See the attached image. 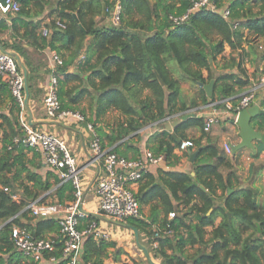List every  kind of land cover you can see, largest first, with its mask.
<instances>
[{
    "label": "trees",
    "instance_id": "trees-1",
    "mask_svg": "<svg viewBox=\"0 0 264 264\" xmlns=\"http://www.w3.org/2000/svg\"><path fill=\"white\" fill-rule=\"evenodd\" d=\"M17 1L18 15L28 14L26 8L30 5L40 12L44 7L50 11L45 29L51 33L44 35L42 31L36 35L39 23H29L32 29L27 36L35 37L32 44L36 49L48 47L62 60L55 70L62 109L79 111L76 105L82 97L89 96L92 105L87 119L94 125L102 147L105 145L96 123L108 111L119 112L124 121L112 133L103 135L112 151L126 159L129 158L119 150L120 141L136 137L144 126L157 125L174 114L199 106L194 100L186 103L182 98L183 80L200 88V104L225 98L234 100L250 83L245 61L257 68L264 61V48H259L263 43L255 42V39L264 41V0H212L216 11L197 10L179 25L172 24L169 17L184 14L195 0H119L120 23L99 26L94 18L98 16L105 21L116 0ZM103 4L106 16L102 15ZM222 8L229 10L232 22L237 24L235 28L221 17ZM5 28L0 19V32ZM88 36L91 40L79 62L82 66L92 64L90 87H63L77 78L67 70ZM0 45L22 58L30 99L35 100L42 93L37 84L43 75L32 67L28 49L1 40ZM226 47L230 50L228 56L224 55ZM62 51L68 52L67 57L60 56ZM210 81L213 86L208 97L201 85ZM0 87L5 89L7 85L0 80ZM11 104L10 117H3L0 122V264H67L61 254L63 241L57 220L32 216L25 207L34 200L65 205L73 200L74 188L71 181H63L56 169L43 162L30 169L22 161L27 151L32 153L29 165L39 154L20 144L13 145V139L22 135V128L20 107L12 97ZM259 117L257 130L264 131V114ZM202 125L203 117L185 118L175 125L173 135L157 133L146 148L162 154L168 165L174 164L179 158L173 150L187 139L185 131L199 127L206 135L208 132L203 131ZM203 135L191 139L196 151L192 162L194 175L160 172L155 183L153 177L144 174L142 180H146L139 182L136 199L140 206L155 199L158 203L152 207L150 221L131 217L124 224L137 230L140 243L157 264H264V204L257 200L258 190L241 186L232 170L230 155L211 141L203 145ZM42 167L44 173L40 172ZM13 193L18 195V202L11 199ZM170 212L175 216L168 219ZM99 220L98 216L87 214L80 218L79 228L91 222L97 224ZM12 227L26 230L33 239L54 238V250L44 255L45 262L33 261L15 248L10 236ZM155 230L160 237L157 247H152ZM110 241L87 236L80 248L78 264H105L108 249L115 246ZM50 256L55 261L46 263ZM123 264L149 262L143 256Z\"/></svg>",
    "mask_w": 264,
    "mask_h": 264
},
{
    "label": "built area",
    "instance_id": "built-area-1",
    "mask_svg": "<svg viewBox=\"0 0 264 264\" xmlns=\"http://www.w3.org/2000/svg\"><path fill=\"white\" fill-rule=\"evenodd\" d=\"M206 9L216 11V5L212 0H195L187 11L179 16H170L169 19L174 25L184 23L191 13ZM20 11V3L17 0H0V19L9 15H14ZM121 6L117 1L110 12L109 22L112 25L120 23ZM221 17L232 22L230 12L227 8H222ZM232 22V27H236ZM43 34L48 35V30L43 29ZM264 48V43L259 45ZM53 63L49 72V83L45 89L43 97V109L45 116L59 123H81L85 125L90 134L88 148L91 152L90 163L99 168L95 181L94 193L97 196V213L108 218L117 224H124L125 220L131 217H141L140 204L135 196V187L138 186L144 174L151 167H158L165 163L162 154H154L149 149L144 148L141 154L134 159H126L118 156L110 148H104L100 144L99 137L94 125L88 121L87 117L79 111L62 109L58 99V78L56 75L57 65L62 64L60 57L52 51ZM0 80L4 81L9 89L12 98L20 107L19 119L22 128V135L13 139L14 144L36 151L40 160L48 167L58 171L59 177L63 180L71 181L74 188L73 200L65 205L56 202L31 201L25 207L32 216L54 217L59 225V235L62 238V257L67 260V264H78L80 248L83 240L93 235L95 238L109 240V233L101 229L95 222L89 223L86 227L79 228L80 218L87 213L83 210L84 187L80 179V168L77 167L74 157L62 139L52 132L37 130L32 128L26 121L24 109V80L22 70L16 62L15 56L8 50L0 51ZM264 85V75L257 84L253 85L241 93L236 99L225 98L212 100L203 106L194 109L202 111L203 131L209 132L211 128L228 119L236 125L238 113L254 104L258 88ZM167 119V118H166ZM12 145L8 146L11 149ZM194 148L191 140L186 139L179 143L177 150L184 151ZM227 155H231L232 149L229 143L223 145ZM2 190L9 192L7 187ZM13 201L18 202L17 194H10ZM175 216L173 212L168 214V219ZM11 239L16 249L23 252L33 261L45 262L44 255L54 250V238L51 236L33 239L29 233L19 227H12ZM160 234L157 230L153 232L152 247H157ZM264 248V245H263ZM55 258L50 256L46 263L54 262ZM90 264V263H88Z\"/></svg>",
    "mask_w": 264,
    "mask_h": 264
},
{
    "label": "crops",
    "instance_id": "crops-1",
    "mask_svg": "<svg viewBox=\"0 0 264 264\" xmlns=\"http://www.w3.org/2000/svg\"><path fill=\"white\" fill-rule=\"evenodd\" d=\"M119 0H116V2ZM113 4V6H114ZM28 10V14L26 15H18V13L14 15H9L2 19L6 24V28L2 29L0 32V40L1 43L12 44V42L20 44L23 48L28 49L27 52L31 57V65L35 69L38 75H43V79L38 81L37 87L42 90L41 94L37 95L35 100L28 99V107L30 109L32 115V123H34L31 127H35L37 130H43L46 132H52L57 135L60 139L64 141L67 148L69 149L70 154L74 157L76 161V165L80 168V179L82 181L84 187V201L82 208L87 214H93L100 218L97 223L98 226L103 229L105 232L109 233V240L115 244L114 247L108 249V257L104 260L105 264H123V263H131V259L135 257H142L139 253L138 247H136L134 234L130 232L131 230L126 228V224H117L112 220L100 216L97 213V199L95 198L94 186L95 181L99 172V168L90 163V150L88 148L90 142V134L86 130L85 125L81 123H59L53 120L48 119L45 116L43 109V97L45 94V89L49 83V73L48 69H50L53 59H52V51L48 47H44L40 50L36 49L32 43L35 37L28 38L27 32L30 30L31 25L29 23H39V28L36 30V35L42 33L43 29L45 30V25L49 22V9L44 7L40 12L39 9L35 8L33 5H30ZM113 9V7H112ZM111 9V10H112ZM110 10V12H111ZM110 17V15H109ZM109 17L102 21L96 16L94 19L97 22L96 26L99 25H107L109 24ZM139 17H137L138 19ZM32 29V28H31ZM48 35L51 33L49 29ZM90 37H86L85 44L79 55L74 60V64L69 66L68 72L70 75L76 76L77 78L69 80L63 87L71 89L72 87H90L88 85V81L91 78V66L92 64H87L82 66L81 62H79L83 55L85 54L84 49L90 42ZM36 41L35 43H37ZM259 42L264 43L263 40H259ZM246 49L247 46H244ZM8 50L12 52L10 49H2L0 45V51ZM15 57L20 61L21 66H24L22 58L12 52ZM230 50L228 47L225 48L224 55L228 56ZM68 52L62 51V55L67 57ZM235 52H233V55ZM261 64V63H260ZM264 63L262 62V65ZM218 66V65H217ZM260 66V65H259ZM245 67L248 70V75L250 79V83L253 84V79L251 77L250 70V62L245 61ZM252 68V67H251ZM206 76V72L203 71ZM257 81V80H256ZM213 84V82H212ZM249 84V85H252ZM247 85V86H249ZM191 87L190 92L188 93L184 87H181V95L186 103H189L190 100H194L199 106H203L204 104H200L201 93L200 88L197 85H193ZM213 86V85H212ZM194 88V89H193ZM247 87L245 90L249 89ZM9 89L6 87L5 89L0 87V122L3 121V117H10L11 111V94L8 91ZM244 90V91H245ZM240 92L237 96H239ZM212 92V90H211ZM205 95L208 96L205 92ZM209 97V96H208ZM260 102L259 109L264 110V85L258 88L256 92L255 102ZM65 102H67L65 98ZM210 102V101H209ZM92 105L91 98L89 96H84L76 105L79 108V111H82L86 114V117L90 115L89 107ZM198 107V106H197ZM196 108V106L194 107ZM193 107L174 114L172 118L163 119L157 125H147L141 128L137 133L136 137H132L127 140H122L119 142V150L124 153V155L129 159H134L138 157L142 150L146 148L152 142V136L160 133L162 131L173 135L175 125L185 118L189 117H203L204 113L202 111H198ZM20 112V111H19ZM26 121L28 122V115L25 111ZM260 115L256 116L252 119V126L257 129L256 123L260 120ZM19 117V114H18ZM124 117L119 114L117 111H108L100 120L96 123V126L100 130L101 139H103V144L105 148H111L112 146L108 145V141L105 139L103 134L112 133L114 127L120 122L124 121ZM264 132V131H262ZM115 134V132H113ZM187 135V139L191 140L194 138H199L203 135L201 128L193 127L185 131ZM1 136V131H0ZM234 136H237V140H235ZM151 140V142H150ZM183 141V140H181ZM180 141V142H181ZM208 141L215 143L221 150L225 143H229L231 146L237 144L240 139L238 136V127L237 125L231 123L228 119H223L218 125H215L211 128V130L203 135L201 143L204 145ZM176 146L173 150V153L178 156V161L174 164L168 165L165 161L163 165L158 167H151L148 169L147 175L154 178L155 183L159 180L160 172H180V173H188L191 176L194 175L192 169L193 159L190 160V154L196 152L195 146L194 148L186 149L184 151L177 150ZM112 149V148H111ZM196 155V154H195ZM32 159L31 152H25V156L22 159L26 165L30 169L34 168V164L37 163L42 165V161L39 158H34L32 161L34 163L30 164V160ZM231 164L233 167V171L238 178V181L241 186H248L253 189L258 190L257 200L260 204H264V146L259 142L254 143V150H250L248 148H244L239 150L238 152L231 153L230 155ZM172 162V161H171ZM39 170V169H38ZM41 173L45 172V168L42 167L40 169ZM226 172V171H225ZM224 172V173H225ZM227 173V172H226ZM146 179H143L141 182H144ZM139 185L135 187L134 192L138 190ZM89 197V198H88ZM172 201V200H171ZM158 203V199L152 200L146 204H142L140 206L141 217L145 221H150L151 218V210L153 205ZM172 204L174 202L172 201ZM175 205V204H174ZM162 214V213H161ZM160 214V215H161ZM130 230V231H129ZM210 228H208V231ZM146 241V238H143ZM121 251L120 254H115V251ZM191 251V250H190Z\"/></svg>",
    "mask_w": 264,
    "mask_h": 264
},
{
    "label": "water",
    "instance_id": "water-1",
    "mask_svg": "<svg viewBox=\"0 0 264 264\" xmlns=\"http://www.w3.org/2000/svg\"><path fill=\"white\" fill-rule=\"evenodd\" d=\"M106 6L103 4L102 6V15L106 16ZM17 64L21 67L22 70V75H23V80H24V109L28 115V124L32 126L34 123H32V115L30 112V109L28 107V99H29V91H28V86H27V74L25 69L21 66L20 61L18 60L17 57H15ZM206 94L209 96L211 94L212 90V81H210L206 85H201ZM260 102H256L253 105H251L248 108L242 109L237 117H236V125L238 127V136L240 141L231 146L232 153H236L241 149L248 148L250 150H254V143L259 142L264 146V132L257 130L255 127L252 126V119H254L258 115H263L264 110L259 109ZM196 152L190 154V160L193 159L195 156ZM129 227L134 234V240L135 244L138 247L139 251L143 254L145 259L149 262V264H157L152 260V258L149 255V252L147 248L140 243L139 240V235L138 232L135 228Z\"/></svg>",
    "mask_w": 264,
    "mask_h": 264
},
{
    "label": "rangeland",
    "instance_id": "rangeland-1",
    "mask_svg": "<svg viewBox=\"0 0 264 264\" xmlns=\"http://www.w3.org/2000/svg\"><path fill=\"white\" fill-rule=\"evenodd\" d=\"M215 38V37H214ZM259 40H261V39H259ZM259 40H257V39H255V42L256 41H259ZM263 63H264V61H263ZM250 66L252 67H250V70H252V72H251V77H252V79H253V85H255V84H257L258 83V81L260 80V78L264 75V69L263 70H261V68L262 67H264V64L262 65V62H261V64H260V66L257 68V67H255V65H251L250 64ZM175 76L177 77V75L175 74ZM257 80V81H256ZM249 84H252V83H249ZM248 84V85H249ZM194 84H192V83H190V82H188V81H186V80H183L182 82H181V87H184L185 88V90L189 93L190 92V90H191V87H194V88H196L195 86H193ZM252 85H249V86H247V87H251ZM193 88V89H194ZM57 136V135H56ZM234 138H235V140H237V136H234ZM89 198V197H88ZM95 198L97 199V196L95 195ZM141 254V256L143 257V254L142 253H140Z\"/></svg>",
    "mask_w": 264,
    "mask_h": 264
}]
</instances>
